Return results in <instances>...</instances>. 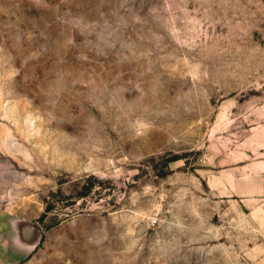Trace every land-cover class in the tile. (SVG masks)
<instances>
[{
  "label": "rangeland",
  "instance_id": "1",
  "mask_svg": "<svg viewBox=\"0 0 264 264\" xmlns=\"http://www.w3.org/2000/svg\"><path fill=\"white\" fill-rule=\"evenodd\" d=\"M257 143L264 0H0V231L43 233L16 264H264L213 181Z\"/></svg>",
  "mask_w": 264,
  "mask_h": 264
},
{
  "label": "crops",
  "instance_id": "2",
  "mask_svg": "<svg viewBox=\"0 0 264 264\" xmlns=\"http://www.w3.org/2000/svg\"><path fill=\"white\" fill-rule=\"evenodd\" d=\"M236 149L226 152V158L214 171V192L264 235V143ZM0 257L12 264L4 253Z\"/></svg>",
  "mask_w": 264,
  "mask_h": 264
},
{
  "label": "water",
  "instance_id": "3",
  "mask_svg": "<svg viewBox=\"0 0 264 264\" xmlns=\"http://www.w3.org/2000/svg\"><path fill=\"white\" fill-rule=\"evenodd\" d=\"M0 238L7 242L4 256L12 263L28 258L41 244L43 233L31 220L18 216H9Z\"/></svg>",
  "mask_w": 264,
  "mask_h": 264
},
{
  "label": "built area",
  "instance_id": "4",
  "mask_svg": "<svg viewBox=\"0 0 264 264\" xmlns=\"http://www.w3.org/2000/svg\"><path fill=\"white\" fill-rule=\"evenodd\" d=\"M156 222H157V219L154 218V219L152 220V223H153V224H156Z\"/></svg>",
  "mask_w": 264,
  "mask_h": 264
}]
</instances>
